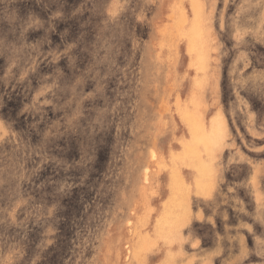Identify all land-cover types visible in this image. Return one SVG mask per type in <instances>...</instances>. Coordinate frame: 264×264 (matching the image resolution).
I'll return each instance as SVG.
<instances>
[{"label":"rangeland","instance_id":"374dc122","mask_svg":"<svg viewBox=\"0 0 264 264\" xmlns=\"http://www.w3.org/2000/svg\"><path fill=\"white\" fill-rule=\"evenodd\" d=\"M180 1L0 0V264H264V0H201L216 80L193 104L221 135L199 164Z\"/></svg>","mask_w":264,"mask_h":264},{"label":"bare ground","instance_id":"6f19581e","mask_svg":"<svg viewBox=\"0 0 264 264\" xmlns=\"http://www.w3.org/2000/svg\"><path fill=\"white\" fill-rule=\"evenodd\" d=\"M184 1V0H183ZM182 1V2H183ZM203 1H205V0H203ZM181 1H180V3H182ZM256 2V1H255ZM115 3H117V1L115 2ZM179 3V2H178ZM176 4V5H179V4ZM185 3V2H184ZM190 4H191V7H192V19L189 21V24H188V29L186 30V31H184V29H183V32L181 33V31H182V26L180 27L179 26V23L182 21V20H184L185 18H183L182 19V16H179L180 17V19L179 20H181L180 22H179V20H178V22L179 23H177V21H175L174 23H172V26H171V32H170V35H178V34H183V36L186 38V40L188 41L187 42V46H186V48H188V53H189V51H190V53L191 54H194V58H193V60L191 61V62H189V63H191L189 66L187 65V63H186V65H187V69L188 68H193V67H195L196 69H198V71H196V73L197 72H200V74H198V75H195V73L193 74V75H195V77L194 76H192L193 78L192 79H190V77L188 78V80H189V85H190V89H188V91H189V101L187 102H185V105H184V107L183 108H181L180 107V109H182V110H180L179 112H181L182 113V115H183V117H179L180 119L182 118V121H183V119L185 118V121H186V123L187 124H189V126H190V130H191V139L190 138H188V139H190L189 141H188V143H185L184 141H183V144H184V146L186 147V149L188 148L189 149V151H191L192 152V154H193V157L195 158V161L197 160V163L199 162L200 163V155H201V153L203 152V151H208V152H215L216 153V151H217V148H218V137L221 135V132H218L217 130H219V128L216 130V128L217 127H213V125H212V127L216 130L215 132L213 131V130H211L210 131V129H208L209 131H210V133L209 132H206L205 130H204V127L202 126V123L200 122V120L195 116L196 114H200V106L199 105H197L196 103H194L193 104V100H194V98L196 97V98H199L200 96H202V94H203V92H205L206 90L205 89H207L206 87H208L207 86V83H208V81L209 80H211V79H213L212 77H211V79H209L208 80V78L210 77L209 76V68H207V67H209L208 66V60L206 59V56H205V54H204V51H205V47L207 46V44L209 43L208 41H209V39H208V43H206V41H205V37H204V35H203V32L206 34V32H207V36L209 35V32H211L212 30L211 29H209V24L208 25H206V26H208V31H203L202 29H206V28H202L203 27V25H202V27L200 26V24H201V22L203 23V21H201L200 20V22H199V19H201V17L202 16H204L203 15V13H202V9H201V0H190ZM209 4V3H208ZM122 5V4H121ZM204 5H205V3H204ZM214 5V4H213ZM115 6V5H114ZM180 6H181V4H180ZM206 6V5H205ZM122 7V6H121ZM182 7V6H181ZM264 7V6H263ZM183 8V7H182ZM208 8H209V6H208ZM204 9H207V8H204ZM213 9V8H212ZM211 9V10H212ZM109 10V9H108ZM207 10H209L210 11V9H207ZM180 11H182V10H180ZM179 11V12H180ZM183 11H185V8H184V10ZM204 11V10H203ZM109 12V11H108ZM120 12V11H119ZM205 12V11H204ZM209 14H211V11H210V13ZM208 14V15H209ZM170 15V16H169ZM169 18L171 17V13H169ZM181 15H183V16H185L184 15V13L183 14H181ZM201 16V17H200ZM210 17V16H209ZM209 17L207 18L208 20H209ZM212 19V18H211ZM210 19V20H211ZM204 20V19H203ZM209 20V21H210ZM174 21V20H173ZM187 21V20H186ZM186 21L184 20V21H182L181 23H186ZM209 21H206L205 20V23L206 22H209ZM171 23V22H170ZM200 23V24H199ZM214 23V22H213ZM207 24V23H206ZM185 25V24H184ZM166 28V27H165ZM213 28V27H212ZM210 30V31H209ZM159 33H160V31H159ZM162 33V32H161ZM160 33V34H161ZM241 33V32H240ZM175 37V36H174ZM211 38L212 37H210V40H211ZM176 39V38H175ZM182 39H184L183 37H182ZM236 39V38H235ZM172 40V39H171ZM214 40V39H213ZM180 41H177L176 43H179ZM214 42V41H213ZM210 44V43H209ZM208 44V45H209ZM182 45V44H181ZM212 45V44H211ZM157 46H160V45H157ZM176 46V45H175ZM168 47V46H167ZM211 47H213V46H211ZM173 48V47H172ZM185 48V49H186ZM209 48V46L207 47V49ZM171 49V48H170ZM160 50V49H159ZM175 50H176V48H175ZM187 50V49H186ZM214 50V49H213ZM212 50V53H214L215 51H213ZM177 51V50H176ZM179 51V50H178ZM208 51V50H207ZM210 51V50H209ZM184 52V51H183ZM171 53V52H170ZM186 53H187V51H186ZM205 53H207V52H205ZM210 53H211V51H210ZM158 54H159V52H158ZM185 54V53H184ZM176 56H177V54H175ZM186 55H189V54H186ZM206 55H208V53L206 54ZM169 56V55H168ZM181 56H183V54L181 55ZM172 57V56H171ZM179 57V56H178ZM178 57H176L177 59H178ZM184 57V56H183ZM210 58V57H209ZM213 58V57H212ZM211 58V59H212ZM190 59V58H189ZM181 60V59H180ZM211 61V60H210ZM181 62V61H180ZM185 65V66H186ZM194 69V68H193ZM193 72L195 71V70H192ZM214 75H215V73H214ZM214 75H213V77H214ZM166 78V77H165ZM214 80H216V79H213V81ZM212 82V81H211ZM212 84H213V82H212ZM212 84H210V85H212ZM204 90V91H203ZM187 91V90H186ZM185 91V92H186ZM174 94H176V93H174ZM187 94H188V92H187ZM177 95H178V93H177ZM184 97H185V93H184ZM183 97V98H184ZM175 98H178V96H175ZM201 98V97H200ZM171 100H172V97H171ZM177 101H179L180 102V98L177 100ZM184 101V100H183ZM200 101V100H199ZM179 102L178 103H176V104H178V105H176L175 104V113L177 112V108H178V106H179ZM161 103V102H160ZM200 104H201V102H200ZM174 105V104H173ZM170 106V105H169ZM167 108V107H166ZM170 108V107H169ZM171 110H172V108H170ZM170 110V111H171ZM172 113H173V110H172ZM174 113V114H175ZM214 113H216V112H214ZM179 114V113H178ZM219 114V113H218ZM177 115V114H176ZM180 115V114H179ZM202 115V114H201ZM216 115V114H215ZM202 117V116H201ZM211 117V116H210ZM203 118V117H202ZM208 119V118H207ZM221 119V118H220ZM207 121H209V120H207ZM179 123H181L180 122V120L178 121ZM203 122V121H202ZM210 122V121H209ZM208 122V123H209ZM213 122H214V120H213ZM203 124H204V122H203ZM210 124V123H209ZM208 124V125H209ZM214 124V123H213ZM186 127L188 128V125H186ZM186 127L184 128V129H186ZM207 127H209V126H207ZM210 128V127H209ZM187 131V130H186ZM213 131V132H212ZM189 133V132H188ZM187 133V134H188ZM222 133L224 134V131L222 130ZM175 137V136H174ZM180 139V138H179ZM178 139V140H179ZM183 139V138H182ZM176 141V140H175ZM175 141H174V143H175ZM181 144V143H180ZM179 145V144H178ZM169 147V146H168ZM171 149V148H170ZM191 149V150H190ZM177 152V151H176ZM183 152V151H182ZM220 152V151H219ZM170 153H171V151H170ZM175 153V152H174ZM214 153V154H215ZM187 154H188V152H187ZM217 154V153H216ZM159 156V155H158ZM162 156V155H161ZM160 156V157H161ZM207 156H209V157H211L212 156V153H211V155H209V154H207ZM160 157H158V158H160ZM182 157V156H181ZM206 157V156H205ZM174 158V157H173ZM173 158H171V159H173ZM161 159H163V158H161ZM159 160V159H158ZM183 160V159H182ZM156 161V160H155ZM177 161H178V159H177ZM181 161V160H180ZM203 161V160H202ZM201 161V162H202ZM209 161H211V158H210V160ZM182 162V161H181ZM156 163V162H155ZM154 163V165L156 166V164ZM198 163V164H199ZM210 163H212V162H210ZM202 165H203V163H201ZM158 165H159V163H158ZM175 165V164H174ZM207 165V164H206ZM206 165H205V167H206ZM165 166V165H164ZM178 166H179V164H178ZM200 166V165H199ZM198 166V168H201V167H199ZM204 166V165H203ZM158 167V170H157V172H161V169H159L160 168V166H157ZM167 167V166H166ZM186 167V166H185ZM189 168H191V167H189ZM208 170V169H207ZM206 172V171H205ZM208 173H210V175L212 174V171H210L209 170V172ZM215 174V173H214ZM156 176L157 175H159V174H155ZM154 175V176H155ZM176 175V174H175ZM203 175H206L205 173L203 174ZM173 177V176H172ZM214 177V176H213ZM144 178H146L145 176H144ZM158 178V177H157ZM215 178V177H214ZM154 179V178H153ZM152 179V181H154ZM174 180V181H173ZM215 181H216V179H214ZM171 181H172V184H171V189H170V192H171V198H170V201L168 202V207L167 208H169V209H171L172 211H173V213H175V211H179L180 209H181V207L183 208V206L185 205V203L186 202H184V198H182L181 196V193L183 192L184 193V191H183V189H182V183L180 184V182H179V180H178V178H176V177H174L173 179L171 178ZM171 181H170V183H171ZM211 181V180H210ZM214 181V182H215ZM155 182V181H154ZM152 183V182H151ZM204 183V182H203ZM208 183V182H207ZM216 183V182H215ZM215 183H213L212 182V184H215ZM152 185H154V184H152ZM157 185H158V183H157ZM216 185V184H215ZM213 186V185H212ZM187 187V186H186ZM209 186H207V188H208ZM155 188V187H154ZM156 188H158V186L156 187ZM153 188H152V192H153ZM158 190V189H157ZM210 190V189H209ZM206 191V190H205ZM149 192V191H148ZM152 192L151 193H149L150 194V196L149 197H151V194H152ZM153 193H155V192H153ZM205 194H206V192H204ZM148 194V195H149ZM155 194H157V192L155 193ZM186 194V193H185ZM148 195H147V197H148ZM153 196V195H152ZM168 199V198H167ZM169 200V199H168ZM186 206V205H185ZM151 208L152 207H150V208H148L149 210H151ZM149 210H147L148 212H149ZM168 210V209H167ZM187 210V209H186ZM169 212H170V210H168ZM146 212V211H145ZM145 212H143L144 214H148V213H145ZM151 213V212H150ZM149 213V214H150ZM165 214V213H164ZM145 215V216H146ZM175 215V214H174ZM186 215H187V213H186ZM144 216V218L142 217L141 219L142 220H146L147 221V217L149 216V215H147L146 217ZM164 216V218H163V221H167V223H169L170 222V220L169 219H167V218H165V215H163ZM170 216V215H169ZM176 216V215H175ZM188 216V215H187ZM166 217H168L167 215H166ZM176 217H178V216H176ZM179 217H180V215H179ZM182 218V217H181ZM135 219H137V218H135ZM177 219V218H176ZM144 220V221H145ZM162 220V219H161ZM186 220V219H185ZM165 221V222H166ZM171 221H172V219H171ZM175 223H177L176 221H175V219L173 220ZM172 221V223L173 224H171V226H174V222ZM184 221V220H183ZM158 222H159V220H158ZM157 222V223H158ZM165 222L163 223H161V224H159V228L157 227V231H158V233L160 232V234H161V236H164V234H165V230L166 229H168L169 228V226L166 228V227H164V225H166L165 224ZM180 222V221H179ZM147 223H148V221H147ZM146 222H145V224H147ZM134 224H136V223H134ZM137 224H142V221L141 220H139L138 221V219H137ZM145 224H143V229L145 228L144 226H145ZM179 224V223H178ZM161 225V226H160ZM142 226V225H141ZM135 228V227H134ZM177 228V227H176ZM140 229H142V227H140ZM139 228H137V230L139 231L140 230ZM173 230V229H172ZM177 230V229H176ZM130 231V230H129ZM135 231V233H136V229L134 230ZM170 232V231H169ZM168 232V233H169ZM142 233V232H141ZM141 233H139L138 232V234H141ZM146 233V231L144 232V234L143 235H145V241H146V238L148 237V239H150L151 240V238L147 235V234H145ZM150 233V232H149ZM153 233V232H152ZM173 233V232H172ZM133 234H134V232H133ZM154 234V233H153ZM159 234V235H160ZM167 234V233H166ZM142 235V236H143ZM156 235V234H155ZM133 236V235H132ZM135 236V235H134ZM133 236V237H134ZM138 237H139V235H137ZM147 236V237H146ZM176 236V235H175ZM159 238V237H158ZM129 239V238H128ZM137 239V238H136ZM135 239V240H136ZM143 241H144V236H143ZM164 239H165V237H164ZM133 240V239H132ZM139 240H140V238H139ZM153 240V239H152ZM162 240V239H161ZM173 239H171V241H172ZM142 241V244H144L145 246H144V248L145 249H147L148 248V250H151L152 249V247H153V244L150 242V241H146V243L147 242H150L152 245H150L149 243L148 244H146V243H144ZM154 241V240H153ZM157 241V240H156ZM135 242H137V240L135 241ZM162 242H164L165 243V241L164 240H162ZM140 243L141 242H139V243H135V245H134V247H133V249L136 251V252H138V251H140L142 248H141V245H140ZM155 244V243H154ZM163 244V243H162ZM161 244V245H162ZM143 246V245H142ZM156 246V245H155ZM144 250H142V252H143ZM146 252H147V250H145ZM144 251V252H145ZM136 252H133L134 254H136ZM143 252V253H144ZM128 253V252H127ZM134 254H133V257H134ZM141 254V253H140ZM139 252L137 253V255L135 256L136 258H138V259H140L139 258ZM149 255V254H148ZM138 256V257H137ZM134 257V258H135ZM135 258V259H136ZM142 258V257H141ZM137 260V259H136ZM141 261V260H140ZM140 261H139V264H140ZM137 262V261H136ZM142 262V261H141ZM144 262V261H143ZM144 264V263H143Z\"/></svg>","mask_w":264,"mask_h":264}]
</instances>
